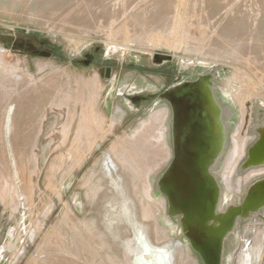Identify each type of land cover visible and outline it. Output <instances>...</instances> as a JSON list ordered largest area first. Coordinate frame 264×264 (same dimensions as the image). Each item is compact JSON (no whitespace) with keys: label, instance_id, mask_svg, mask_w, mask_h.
Wrapping results in <instances>:
<instances>
[{"label":"rangeland","instance_id":"374dc122","mask_svg":"<svg viewBox=\"0 0 264 264\" xmlns=\"http://www.w3.org/2000/svg\"><path fill=\"white\" fill-rule=\"evenodd\" d=\"M184 86L219 137L199 216L167 188ZM263 128L264 0H0V264H264Z\"/></svg>","mask_w":264,"mask_h":264},{"label":"bare ground","instance_id":"6f19581e","mask_svg":"<svg viewBox=\"0 0 264 264\" xmlns=\"http://www.w3.org/2000/svg\"><path fill=\"white\" fill-rule=\"evenodd\" d=\"M194 99L195 97L188 96L187 92H183L182 97L180 98V101L183 104L181 111L182 132H180V134L181 141L184 145V153L183 155L178 153L176 165L174 166V170L171 177V187L174 191L176 201L189 214H191L193 210H196V212L199 211V204L202 197V190L200 186L196 184V193L193 196V199L190 200L188 196L184 195V191H186V188L182 183H189L188 189H190L192 188V182H196L193 176H191L190 179H187L189 178L187 170H190L191 173H195V170L200 166L195 156L197 153L196 147L198 142V136L196 134L197 127H199V129L200 127H205L206 129V136L201 137V139H203L204 143L206 144V153L211 152L214 149L215 144H219V137L215 132V129L212 130L211 134L210 129V132H207L209 128V122L208 120H206L207 117H205L204 120L201 122L199 117L195 115V112L193 110L195 106L193 105ZM259 133L260 138L258 142L250 149V157L247 162L248 166H264V128L261 129ZM209 216L210 215H207V217ZM205 230H207V228L203 230V233L208 236H211L207 234Z\"/></svg>","mask_w":264,"mask_h":264},{"label":"flooded vegetation","instance_id":"af4514ba","mask_svg":"<svg viewBox=\"0 0 264 264\" xmlns=\"http://www.w3.org/2000/svg\"><path fill=\"white\" fill-rule=\"evenodd\" d=\"M12 45L15 46L17 49L20 50V51L18 50L17 53L18 54H21V55H27L28 54L29 57H30V55H32V56H40V57H50L52 55V51L47 52V50H48L47 49V42H45L43 40H39V39L31 40L29 37H27V38H25L23 40H16L15 39L13 41ZM6 46L9 47L10 45L7 44ZM166 76L169 77V74H166ZM172 78L173 77L171 76V79ZM173 86H174L173 85V82L170 80L169 83L166 84V86L162 90V92L169 91L171 88H173ZM180 91H181V93L180 92L177 93L178 94V97L177 98L176 97L174 98L172 104H170L169 111H168V112H170V114H172V115L175 114L178 117V122L174 123V125L172 126V128L170 130L171 138H172V164H171L170 178H169V182H168V187L167 188L169 189V191L171 193V197H172L174 203L177 206H179L181 209H183L177 203L176 197H175V194H174V191H173V189L171 187V177H172V173H173V170H174V166L176 165L178 153L181 154V155H183V153H184V145H183V142L181 141V134H180V132H182L181 131L182 130V121H181L182 114H181V111H182V105H183L181 103V101H180V98L182 97L183 92H187L188 93V96H190V97H192V96L195 97L194 103H193V105H195V106H194L193 110L195 112V115H197L199 117V119H200L201 122L204 120L205 117H208L209 115H212V114L209 113V114L206 115L205 114L206 110H204V109H203V111L201 113L199 112V109H198V98H197L196 90H193L191 88H188V87L184 86V87H182L180 89ZM179 102L181 103L180 105H179ZM179 129H180V131H179ZM196 134L198 136V142H197V147H196V149H197L196 152L197 153H196L195 156H196L197 161H198L199 154L201 155L200 143L201 142L204 143V140L201 139V137L202 136H206V129H205V127H200V129H199V127H197ZM173 139H174L175 145H174ZM205 149H206V144H205ZM198 163L200 165V162L199 161H198ZM200 167H201V165L198 168H200ZM197 169L195 170V173H191L190 170H187V174L189 176V178H187V179H190V177L193 176L195 178V180H196V182H192V184H191L192 185V188L188 189L189 183L182 182L183 185H184V187L186 188V191H184V195L188 196L190 198V200L193 199V196L196 193V187H197V185H199L200 188H201V190H202V197H201V201H200V204H199V211L196 212V210H193L192 213L189 214L185 209H183L188 216H193V215H198L199 216L201 214L200 213L201 212V204L204 201L203 200L204 199L203 190L205 188H203L202 182H198L197 181V174H198ZM218 203L219 202L216 201L215 204L213 205V209H212L213 212H214L215 206L218 205ZM219 208H220V203H219ZM203 209L206 210L207 213L209 212L207 215L213 214V213H211L212 211H211L210 207H207L206 208L204 206ZM235 209H238V208L237 207H231L228 211L231 212V211H234ZM214 236H215V234H214ZM214 236H211V238H214Z\"/></svg>","mask_w":264,"mask_h":264},{"label":"water","instance_id":"95a60500","mask_svg":"<svg viewBox=\"0 0 264 264\" xmlns=\"http://www.w3.org/2000/svg\"><path fill=\"white\" fill-rule=\"evenodd\" d=\"M223 144H224V142H223ZM223 146V145H222ZM221 146V147H222ZM218 148H220V146H219V144H218ZM251 151V150H250ZM250 151H249V153H248V156H247V162H248V159H249V157H250ZM247 164V163H246ZM248 166V165H247ZM249 167H252V166H249ZM262 167V166H261ZM250 203V202H249ZM248 205H250V204H248ZM238 209H240V208H238ZM246 210H247V207L245 208ZM240 214H241V209H240ZM239 214V215H240Z\"/></svg>","mask_w":264,"mask_h":264}]
</instances>
